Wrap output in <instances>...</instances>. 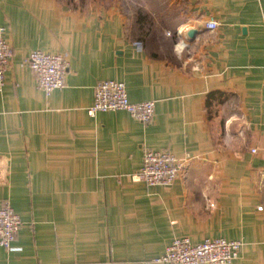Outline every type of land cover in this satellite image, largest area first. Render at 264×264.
I'll use <instances>...</instances> for the list:
<instances>
[{"label":"crops","instance_id":"0c3cea01","mask_svg":"<svg viewBox=\"0 0 264 264\" xmlns=\"http://www.w3.org/2000/svg\"><path fill=\"white\" fill-rule=\"evenodd\" d=\"M167 1L168 54L131 40L115 5L0 0V203L21 221L0 264H167L176 236L239 240L227 264H264V0ZM33 50L66 55L63 88L37 87ZM106 79L153 100V120L89 115ZM145 148L188 158L169 186L133 177Z\"/></svg>","mask_w":264,"mask_h":264},{"label":"built area","instance_id":"2783aa9c","mask_svg":"<svg viewBox=\"0 0 264 264\" xmlns=\"http://www.w3.org/2000/svg\"><path fill=\"white\" fill-rule=\"evenodd\" d=\"M218 22L209 19L207 30H215ZM6 28L0 26V91L5 83V73L12 56V49L5 37ZM24 63L35 77V82L45 95L65 85L68 59L65 54L33 50ZM110 110H125L135 120L150 123L155 112L153 100L130 102L125 84L117 80H101L94 87L93 103L87 109L89 115ZM255 149H252L254 151ZM188 158H180L168 150L145 148L140 168L133 177L147 186H169L185 167ZM21 226L19 215L8 202L0 203V246L11 249ZM241 241L223 237L205 238L193 243L187 236H176L166 246L163 254L155 259L167 264H227L239 256Z\"/></svg>","mask_w":264,"mask_h":264},{"label":"rangeland","instance_id":"374dc122","mask_svg":"<svg viewBox=\"0 0 264 264\" xmlns=\"http://www.w3.org/2000/svg\"><path fill=\"white\" fill-rule=\"evenodd\" d=\"M72 4L85 6L91 0H70ZM105 6L115 5L124 18L125 30L131 40L147 44L159 53H169V44L159 37L158 27L173 26L174 9H167V0H99ZM145 22L138 23L139 15ZM170 36V35H168ZM169 38V37H168Z\"/></svg>","mask_w":264,"mask_h":264},{"label":"water","instance_id":"95a60500","mask_svg":"<svg viewBox=\"0 0 264 264\" xmlns=\"http://www.w3.org/2000/svg\"><path fill=\"white\" fill-rule=\"evenodd\" d=\"M196 34V30H189L188 33H187V36L189 38H193Z\"/></svg>","mask_w":264,"mask_h":264},{"label":"trees","instance_id":"16d2710c","mask_svg":"<svg viewBox=\"0 0 264 264\" xmlns=\"http://www.w3.org/2000/svg\"><path fill=\"white\" fill-rule=\"evenodd\" d=\"M138 23L140 22L141 24H143L145 22V16H142L141 14L138 16ZM211 95V94H210Z\"/></svg>","mask_w":264,"mask_h":264}]
</instances>
